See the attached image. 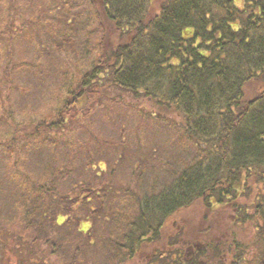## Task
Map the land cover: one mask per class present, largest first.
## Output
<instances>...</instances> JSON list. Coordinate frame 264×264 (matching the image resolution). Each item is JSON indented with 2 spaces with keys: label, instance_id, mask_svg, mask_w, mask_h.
Wrapping results in <instances>:
<instances>
[{
  "label": "trees",
  "instance_id": "trees-1",
  "mask_svg": "<svg viewBox=\"0 0 264 264\" xmlns=\"http://www.w3.org/2000/svg\"><path fill=\"white\" fill-rule=\"evenodd\" d=\"M86 1L92 12L85 24L98 17L106 28L107 21L121 32L120 43L103 45L97 40L99 52L91 53L89 67L79 70L76 84L66 88L53 118L28 131L25 148L52 145L51 130L74 128V121L89 113L77 110L75 115L74 107L96 92L111 101L123 93L146 97L157 107L158 115L149 116L194 152L193 161L166 172L172 175L170 182L158 186L153 180L143 189L137 180L133 188H125L123 198L133 199L132 214L122 211L125 204L109 213L120 234L109 238L106 250H114L102 264L133 262L142 244L151 249L140 264H264V0H238V5L235 0ZM80 28L79 33L84 31ZM97 106L94 101L90 108ZM11 165L15 171L0 188V198L18 202L0 203V217L7 224H1L0 232L15 230L11 219L16 218L30 233H0V255H5L10 239L20 246L11 249L17 264H78L81 257L88 259L89 251L83 253L80 246L66 248L68 235L55 226L68 225L72 205L82 196L88 201L99 189L86 182L67 187L65 174L54 167L43 172L40 182L19 172L17 162ZM143 172L134 174L143 179ZM248 188L254 190L253 198L240 203L239 197L250 196ZM196 200L210 212L228 207L236 223L253 224L250 258L239 242L230 243L225 253L219 242L195 245L187 253L174 245L175 240L162 243L164 222ZM81 235L84 244L92 246L91 233Z\"/></svg>",
  "mask_w": 264,
  "mask_h": 264
},
{
  "label": "rangeland",
  "instance_id": "rangeland-1",
  "mask_svg": "<svg viewBox=\"0 0 264 264\" xmlns=\"http://www.w3.org/2000/svg\"><path fill=\"white\" fill-rule=\"evenodd\" d=\"M235 3L238 5V0ZM91 12L86 0H0V188L11 180L9 172L15 171L11 164L16 162L18 171L32 180L41 182L43 172L54 167L65 174L63 183L67 187L86 182L98 188L99 193L88 201L82 196L72 205L68 225L54 227L62 235H68L66 248L78 245L83 253L89 251L88 259L83 256L78 264H102L107 253L114 250H106L109 238H119L113 215L109 213L125 204L122 211L132 214L129 205L133 199L123 198L125 188H133L137 180L143 189L153 180L158 186L160 182L168 183L172 175L166 172L180 168L194 157L188 142L177 138L158 118L149 116V113L156 115L155 103L126 93L115 95L113 101L108 95L98 98L96 92L86 96L73 108L75 115L77 110L80 114L87 110L86 118L74 121V128L51 130L49 136L55 139L52 145L25 148L30 140L28 131L36 123L53 118L65 98L66 88L76 84L79 70L89 67L91 53L100 50L97 40L103 45L120 43L121 32L107 21L104 20L106 28L99 25L98 17L85 24ZM78 27L84 31L79 33ZM80 36L90 40H80ZM94 101L98 106L93 110L90 106ZM138 169L144 171L143 179L135 176ZM248 190L250 196L239 197L240 203H249L253 198L254 190ZM17 202L0 198L1 204ZM5 209L9 211L8 207ZM206 209L201 200H196L176 211L164 222L162 243L175 240L174 245L187 253L193 252L195 245L219 242L225 253L230 243L239 242L244 256L250 258L253 224L236 223L228 207L212 212ZM131 218L130 215V221ZM5 221L0 217V227L7 225ZM11 223L15 230L9 232L7 228L0 233H30L22 230L18 219H11ZM81 233H91L92 246L84 244ZM0 239H4L2 235ZM6 240L9 247L3 257L0 255V264H17L18 256L11 249L18 250L20 246L14 240ZM150 247L142 244L139 257L124 264H140L147 259Z\"/></svg>",
  "mask_w": 264,
  "mask_h": 264
}]
</instances>
